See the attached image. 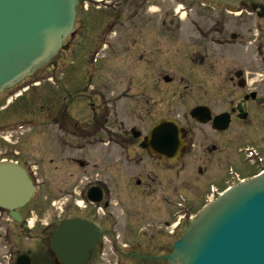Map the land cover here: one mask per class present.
Returning <instances> with one entry per match:
<instances>
[{
    "label": "flooded vegetation",
    "instance_id": "obj_1",
    "mask_svg": "<svg viewBox=\"0 0 264 264\" xmlns=\"http://www.w3.org/2000/svg\"><path fill=\"white\" fill-rule=\"evenodd\" d=\"M153 1L89 0L88 30L92 32L100 12L106 24L121 27V40L103 41V51L109 53L104 56L107 69L102 64L103 68L93 74L89 58L81 51V40H71L76 60H72L68 83L59 78L52 85L49 76L56 71L39 70L0 94V146L4 147L0 160L26 164L28 170L32 162L29 156L57 155L63 144L73 155L86 156L100 143L106 147L104 167H121L129 173L123 176L121 197H111L108 183L97 181L102 201L85 206L84 217L93 220L102 234L87 264H165L159 257L169 252L174 237L196 214L191 211L194 205L203 203L209 187L222 190L264 169V53L254 65L252 54L247 52L248 44H257L258 40L220 37L188 42L158 38L152 35ZM228 44L242 47L243 53L232 56L233 62L223 68L221 49ZM64 53L61 49L58 57ZM194 53L203 54L201 62L212 56L214 67L192 72L188 79L179 78L185 84L178 98L182 97L186 108L176 113L173 87L159 96L158 77L163 82L168 74L163 62L172 66L174 60H189ZM113 56L124 64L133 62L135 67L128 73L124 67L110 69L108 62ZM99 70H105V75L97 84L96 78L103 74ZM163 83L171 85L173 79ZM131 88L134 101L130 114L137 125L127 127L128 114L118 102ZM35 99L49 105L41 110V116H20L25 113L23 107ZM199 106L203 107L200 117L191 116L190 111ZM167 118L177 119L184 132L183 150L176 161L163 160L140 146L150 126ZM25 124L31 126L14 141L6 137L14 127ZM132 129L140 135L134 137ZM37 145L42 149L40 154L33 153ZM55 161L48 157L41 172L55 171ZM74 162L80 166L82 161ZM87 164L83 162L82 167ZM127 189L131 193H125ZM174 206L183 208L177 211ZM12 230L10 223L2 229L6 237ZM31 264L47 263L34 258Z\"/></svg>",
    "mask_w": 264,
    "mask_h": 264
},
{
    "label": "water",
    "instance_id": "obj_2",
    "mask_svg": "<svg viewBox=\"0 0 264 264\" xmlns=\"http://www.w3.org/2000/svg\"><path fill=\"white\" fill-rule=\"evenodd\" d=\"M200 1L230 9L240 5L258 8L257 15L264 19L263 0ZM77 3L0 0V91L32 74L55 55L72 30ZM198 111L196 108L191 114ZM141 146L172 161L182 151L183 131L174 120H161L150 128ZM33 190L23 168L11 162L0 163V207L16 221H21L17 209L30 200ZM87 196L98 202L101 191L93 187ZM99 238L100 230L92 222L62 220L48 239L49 253L57 264H86ZM162 258L166 264H264V172L208 203ZM16 263L29 264V258L21 255Z\"/></svg>",
    "mask_w": 264,
    "mask_h": 264
},
{
    "label": "rangeland",
    "instance_id": "obj_3",
    "mask_svg": "<svg viewBox=\"0 0 264 264\" xmlns=\"http://www.w3.org/2000/svg\"><path fill=\"white\" fill-rule=\"evenodd\" d=\"M82 0H80L81 4ZM183 5L185 11L181 12V19H176L174 17V9L176 6ZM82 9V8H81ZM84 11V9H82ZM150 15L152 16L153 20V31L152 35L157 36L158 38H168L171 40H188L191 42L192 40H231L230 35L236 34L237 37L234 40H258L257 46L256 44H248V51L249 55L252 54L251 58H253V64H257V60L260 57L261 53H264V20L258 18L254 11L237 8L233 11L225 10L224 8L218 10L206 5H201L198 1H190V0H154L151 4ZM164 19V24L161 21ZM170 19H173L174 22L170 23ZM100 21V19H99ZM104 25V24H103ZM102 25V26H103ZM99 26L98 30L102 32L107 28V26ZM77 29V24L73 31L75 32ZM114 31V32H113ZM146 33L149 29L144 30ZM72 32V34L74 33ZM121 27L116 25L113 28L111 37L108 38L109 40H121L120 37ZM75 37H68L65 40V51H68L70 47L71 40H86L84 42V46L86 47V57H90L92 51L94 50V46L97 44V40L89 39L88 31L82 36ZM85 38V39H84ZM92 38V37H90ZM102 43V40H101ZM96 47H101L100 43L96 45ZM67 49V50H66ZM202 53V52H201ZM243 53V48L238 47L234 44H228L221 49V64L223 68L228 67L232 60V56H238ZM109 53L101 52L100 58L98 59V65L103 63L104 67L105 60L104 56ZM67 57L71 55V52H67ZM112 56V55H111ZM114 58V59H113ZM178 58L172 62V66L164 64L163 67L168 68V76L174 79V82L171 85H166L162 82L161 78L158 77V94L159 96L163 94V92L168 89H171V86L174 90V110L176 113H181L186 106L183 103L182 97L180 94L184 88L182 86L185 82H182L179 78L184 77L187 78L192 72L197 74L200 71H203L207 68L214 67L215 59L211 56L210 60L203 59V54L194 53L188 59H181ZM76 60V58H75ZM100 61V63H99ZM110 61V60H109ZM58 61L55 60L51 66L42 67L40 71L48 72L49 69L55 70V76L52 77V82L56 83V79L58 72H61L62 67L60 64L57 63ZM77 62H80V59ZM160 63V62H159ZM112 64V67H111ZM198 65V66H197ZM108 67L110 69H117L123 68L125 72L128 73L130 70L132 71L135 67L133 62L125 61V64L120 62L118 59H115L113 56L111 58L110 64L108 62ZM61 70H58L60 69ZM73 67H68L66 71L68 74L71 73ZM38 71V72H40ZM65 71V72H66ZM105 70H101L98 73L103 74L98 75V77H94L97 84L101 82L104 78ZM37 73V72H36ZM73 75V74H72ZM71 76V75H70ZM64 76H59V78L63 79ZM187 80V79H186ZM180 81L182 83H180ZM50 82V83H52ZM66 83V80L63 81ZM126 84H127V77H126ZM190 84H192L190 82ZM196 84V82H194ZM44 90V87H43ZM45 91V90H44ZM116 91L118 89L116 88ZM126 95L122 100H119L118 104H120L127 112L128 117H125V123L127 127L137 125L134 123L132 115L130 111L133 108V95L132 88L131 92L126 91ZM41 101L37 102V99L34 100L33 103H27L26 106L23 107V111L25 109V113H22L20 116H31L38 117L41 116V110L49 106L43 105L40 108ZM3 105V103H2ZM45 109V108H44ZM1 115V112H0ZM33 134V133H30ZM16 134L10 138L13 141L16 139ZM33 137V136H31ZM34 137L33 139H36ZM42 140V139H41ZM2 143V141H0ZM97 147L90 148L87 151L86 156H75L69 150V147L66 145H61V150L57 155H53L52 153H47L46 156H29V160L34 161L33 163L36 164L41 172L44 169V165H47V157L55 158V165L57 166L55 171H44L41 174L38 173V181L36 184V191L34 193L33 199L31 202L24 207L22 210L23 214L29 220V227L23 228L22 231L18 229L16 223H11L10 221L6 220V215L4 212L1 213V221H0V262L4 264L5 261L8 264H14L15 258L18 254L21 253H28L32 257L37 256L38 259L48 262L46 251V234L48 233L45 228L46 223H50L53 221H57L61 217H70L74 214L75 210L77 211L78 208L73 203V198L80 200L79 194H84L87 187L91 184H95L96 180L104 181L108 183L110 187L111 197L119 198L123 194L121 193V183L125 180L123 176H127L129 173L123 171L121 167H108L105 168L103 161L106 160L107 156L104 155L105 146H101L100 143L96 144ZM4 147L0 146V151H3ZM41 147L37 145L36 150H33V153L40 154ZM32 152V150H30ZM34 159H32V158ZM75 159H84L88 164V166L84 169L79 168L75 163ZM39 172V171H38ZM119 181L118 184L115 181ZM125 193H131L127 190H124ZM219 191V190H218ZM209 195V192L208 194ZM201 203L194 205L193 211L199 210L201 207ZM174 206V209L177 211L180 210L179 207ZM10 223L13 225V232L6 237L3 234L2 229L5 228V225ZM32 226V227H31ZM176 238V237H175ZM7 256V257H4Z\"/></svg>",
    "mask_w": 264,
    "mask_h": 264
}]
</instances>
